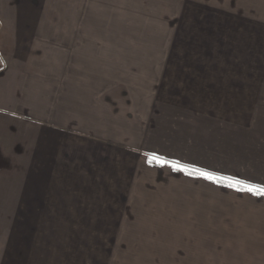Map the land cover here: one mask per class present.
<instances>
[{"label": "rangeland", "instance_id": "1", "mask_svg": "<svg viewBox=\"0 0 264 264\" xmlns=\"http://www.w3.org/2000/svg\"><path fill=\"white\" fill-rule=\"evenodd\" d=\"M68 1L70 6L60 5L61 13L72 12V0ZM180 1L108 0V7L101 9L96 5L98 0H75L73 12L85 14L88 19L80 26L77 23V29L109 30L130 36L117 41L113 39V45L138 47L142 53L150 51L149 56L145 53L138 55L140 61H147V57L148 61H152L151 57H155V61L162 60L167 54L154 55L151 49L168 51V47L173 46L188 52L181 55L182 59L186 56L189 62L201 61L210 65L216 61L213 47L227 46L228 41L238 45L240 39L235 36L243 34L238 22H227L224 15L237 9L247 10L252 15L255 10L254 4L244 6L255 0H182L184 5H180ZM34 3L35 0H23V14L39 12L40 7ZM24 26L28 23L23 22ZM234 26L239 30L236 31ZM250 40L255 46L257 39L252 36ZM234 52L237 61L244 60L238 47ZM176 55L168 54L169 57ZM239 56L242 60H238ZM115 72L108 71V76ZM254 72L258 73L257 70ZM154 73L159 74V71L154 70ZM226 73L230 74L229 71ZM234 73L236 78H243L244 71L236 70ZM126 74L130 72L117 71L118 81L129 77ZM159 75L153 82L141 71L140 84L118 86L116 92L156 95L158 100L162 95L178 97L179 91L188 93L189 87L195 88L194 83L178 86V78L173 83H166L163 73ZM207 81H210L209 77L204 80L205 93L213 89ZM200 86L198 84L197 88ZM229 89V92L233 91L231 86ZM192 93L196 94V90ZM236 93L239 94L237 89ZM117 104L122 105L118 116L116 102L109 101L106 121L111 126L104 124L109 128L108 136L111 138L105 143L112 153L117 151L111 150L116 145L115 141L129 142L133 137L130 131H138L139 127H135L137 121L146 117L137 105L141 104L139 102L134 103L136 109L126 98ZM156 104L159 110L155 115L151 113L153 122L172 136H179L178 140L187 134L189 144L205 147L214 143L219 156L199 159L194 151L186 150L183 152L185 155L179 154V158L193 165H184L174 158H160L170 163H159L149 153H139L144 161L152 159L159 163L155 171H142L144 185L149 186L151 194L155 193V196L150 195V206L138 204L137 198L135 201L132 199L134 178L127 182V179H122L126 177H117L113 172L114 166L105 163V166L87 167L78 154L70 171L46 165L43 155L38 157L35 153L38 141L43 136H50V133L40 134L44 127L36 122L40 120L23 118L22 127H13V133L7 134L5 144L0 145V264H264V195L248 191L255 182L264 186V150L262 156L259 151L248 153L247 161H255L256 164L244 165L246 145L243 132L247 126L244 124V111L248 103L235 101L236 117L232 116V106L224 101ZM171 105L180 107L184 113L209 108L219 110L221 115L220 119L217 114L213 115L217 121L206 113L202 124L200 117L191 118L192 112L183 118L177 117L178 112L171 114ZM206 105L212 107L205 108ZM3 116L4 107L0 102V121ZM93 117L96 118H93L95 123L88 125L94 129L95 124L99 126L100 123L94 114ZM252 118L253 121L260 119L258 114ZM116 120H121L122 127L119 124L115 128ZM179 120L183 122L179 123ZM45 126L54 129L49 124ZM119 127L123 131H119ZM95 130L99 131V127ZM104 134L107 136L106 132ZM134 135L139 138L137 133ZM20 136H23L21 142ZM98 136L86 137L85 142L89 146L94 145ZM192 137L196 140L193 141ZM78 138L76 135V145L81 140ZM200 139L201 142L198 141ZM54 140L61 146L68 141L60 135ZM177 162L178 167H172V163ZM205 162L207 165L201 169L194 166ZM200 172L226 179H205ZM245 178L254 180V183L245 181ZM10 257L15 260L8 262Z\"/></svg>", "mask_w": 264, "mask_h": 264}, {"label": "crops", "instance_id": "2", "mask_svg": "<svg viewBox=\"0 0 264 264\" xmlns=\"http://www.w3.org/2000/svg\"><path fill=\"white\" fill-rule=\"evenodd\" d=\"M98 1L96 4L98 8L105 9L108 7V0ZM111 4H113L112 1ZM252 4H254L253 8L255 9L252 15L248 14L247 10L241 9H233L235 10L234 13L231 11L224 15L227 17V22L232 20L238 22V25L242 27L240 30L243 34L235 36L242 41H238V45L228 41L227 46L213 47L216 61L209 65L201 61L189 62L186 56H183L182 59L181 55H187L188 52L173 46L168 47V51L157 52L155 49H151V54L154 55L161 54V52L167 54L162 60L155 61V57H151L152 61H148L149 58L147 57V61H140L138 55L145 53L149 56L150 51L142 53L139 52L138 47L134 49L130 46L126 48L113 45V39L117 41V39L129 38L130 36L109 30L77 29V23L80 26L88 19L85 14L73 12L76 5L75 0L71 2V13H61L59 8L60 5L70 6L68 0L66 3L63 0H35L34 5L39 6L40 9L34 15L23 14V0H0V61L2 62L0 73L4 71V73L2 72L3 76L0 74V78H3L2 84L0 83L2 86L0 99L3 100L0 102L3 103L4 107L3 120L0 121V145L5 144L4 141L8 139L7 134L13 133V127L23 126V118L40 120L36 122L46 127L39 131L40 134L42 132V134L50 133V136L49 138L43 136L38 141L35 153L38 157L43 155L42 159L45 160L46 165L62 167L70 171L74 165L73 160L78 154L82 156L83 164L87 167L105 166V163L108 166H114L113 172L117 177H126L122 179H127V182L134 178V187H131L133 189L132 199L135 201L137 198L138 204L150 206L148 203L150 202V195L155 196V193L151 194L148 190L149 186L144 185L145 181L141 179L142 174H144L142 171L145 169L155 171L159 163L152 159L146 161L141 159L142 151L149 153L150 157L174 158L184 165L191 163L179 158L181 156L179 154L185 155L183 152L186 150L194 151L199 159L207 156H219L216 152L218 147L214 146V143L205 147L189 144L187 134H184L185 138L181 136L178 140V135V137L172 136L157 122H153L151 113L155 115L159 110L156 102L224 101L232 106V116L236 117L235 101L238 100L248 103V107L244 111V124L247 125L244 126L243 132L246 145L244 165H255V161H247V158L248 153L255 154L256 151H259L262 156L264 150V0L250 1L244 6ZM113 5L117 6L115 3ZM180 5H184L182 0ZM23 22L28 23V26L23 27ZM235 30L238 31L239 29L235 27ZM252 36L257 39L254 42L255 46L250 40ZM109 42L111 45H108ZM237 47L242 51L243 61L236 59L234 51ZM168 54L177 55L176 57H169ZM135 55L136 57H134ZM242 58L239 56L238 60H242ZM124 70L130 72V74H126L129 77L118 81L117 71ZM154 70L159 71V74L163 73L162 76H164L166 83L169 81L173 83V80L178 78V86H186L184 83H188V85L194 83L195 88L189 87L188 93L179 91L178 97L171 98V96L162 95L158 100L156 95L139 96L131 92L125 94L123 91L120 94L118 91L116 92L118 86L140 84L138 79L141 71L142 75L147 74V77L155 82L156 76L161 75L154 73ZM236 70L244 71L243 78H236L234 73ZM255 70L258 73H253ZM108 71L116 72L113 73V76H108ZM226 71H229L230 74ZM208 77L210 81H207V84L213 89L205 93L203 84L205 78L208 79ZM146 83L148 84V82ZM198 84L201 85L199 88H197ZM229 86L232 87L233 91L229 92ZM236 89L239 94L236 93ZM192 90H196V94L192 93ZM124 98L127 101H132L134 109L139 105V108L146 113V117L139 118L137 121L135 127H139L138 131L136 129L135 132L130 131L133 137L129 142H120L116 138L118 141H115L116 145L114 148L111 147V150L117 151L112 153L108 149V144L105 143L111 139L108 136L109 128L107 127L111 124L106 121L108 120V105L109 101L116 102V116H118V110L122 105L117 103L123 101ZM137 102L141 104L134 105ZM120 104L123 103L120 102ZM207 107H212V105H206L205 108ZM179 108L171 105L169 112L171 114L178 112L177 117L182 118L185 114L188 116L192 112L191 118L198 119L200 117L202 124H204L202 118L206 113L211 114V117L217 121L221 115L219 110L209 108L195 111L196 113L193 112L194 110L184 113ZM93 114L97 117V122L100 123L99 126H96V123L94 129L89 127L92 122L95 123L93 118L96 120ZM215 114H217L218 119L213 116ZM257 114L260 119L253 121L252 117L257 116ZM10 118L12 120H9ZM180 122L183 121L179 120ZM253 123L258 124L253 126ZM44 124H49L54 129L51 130ZM115 124V128L119 124L122 127L121 120H116ZM96 127H99V131L95 130ZM120 127L119 131H123V128L120 129ZM6 130L10 131L5 133ZM104 132L107 133V136ZM135 133L139 135V138L134 135ZM93 134H99V136L93 142L94 145L89 146L85 142L86 137L91 139ZM59 135L62 139L68 140L67 144L62 142L64 146L54 140V137ZM76 135H79L78 139H81L78 140V145H76ZM22 138L23 136L19 137V142L23 140ZM70 138H72L71 142ZM192 138L193 141L196 140V137ZM198 141L201 142L202 139ZM41 142L49 143L41 144ZM3 148L5 149V145ZM139 153L141 154L138 155ZM203 165L206 166L207 163L194 164L200 169L203 168ZM244 180L252 181L246 178ZM253 185L264 189V186L257 182ZM262 228L260 230L264 229ZM12 260L15 259L10 257L7 261Z\"/></svg>", "mask_w": 264, "mask_h": 264}, {"label": "snow or ice", "instance_id": "3", "mask_svg": "<svg viewBox=\"0 0 264 264\" xmlns=\"http://www.w3.org/2000/svg\"><path fill=\"white\" fill-rule=\"evenodd\" d=\"M153 158L156 159L157 162H159V163H170L168 161L161 160L159 157H153ZM172 167H174V168L178 167V162L172 163ZM180 167H184V166H180ZM200 175L203 176L205 179H209V180H213V181H216L218 179H226V178H218V177H216L210 173H207V172H200ZM236 183H241V182L237 181ZM232 186H235V185H232ZM248 191L258 192V193L264 195V189L256 188L255 186H249Z\"/></svg>", "mask_w": 264, "mask_h": 264}, {"label": "trees", "instance_id": "4", "mask_svg": "<svg viewBox=\"0 0 264 264\" xmlns=\"http://www.w3.org/2000/svg\"><path fill=\"white\" fill-rule=\"evenodd\" d=\"M188 172L192 173V174H199L197 171H193L191 169H186Z\"/></svg>", "mask_w": 264, "mask_h": 264}]
</instances>
